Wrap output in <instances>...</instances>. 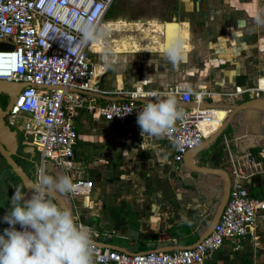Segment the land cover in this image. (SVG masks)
Returning a JSON list of instances; mask_svg holds the SVG:
<instances>
[{
    "label": "crops",
    "instance_id": "obj_1",
    "mask_svg": "<svg viewBox=\"0 0 264 264\" xmlns=\"http://www.w3.org/2000/svg\"><path fill=\"white\" fill-rule=\"evenodd\" d=\"M208 2L211 6L230 4L231 7L236 0H198L195 4L203 7ZM183 4L185 10L191 11L194 3L184 0ZM257 10L264 14V5ZM206 24L216 28L211 36H203L196 30L193 32L190 22L176 24L178 37L184 40L187 53V59L177 66L166 59L167 38L164 42L163 39H129L131 35L123 37V48L115 44L111 49L112 53H122L121 85L118 76L113 82L102 75L99 86L108 93H85L88 104L101 105L113 99L109 92L118 88L123 91L138 88L162 91L174 84L185 90L186 86H191V90H201L202 106L217 108L205 112L209 118L206 120L216 122L221 119L216 130L203 139L200 149L191 157L192 164L206 168L197 171L187 167L184 157L177 163L173 161V152L166 146L163 136L148 137L146 145L142 144L137 119L118 124L95 119L85 108L77 111L73 120L77 127L76 167L66 171L65 175L91 180L92 188L88 193L75 196L54 193L63 199L78 225L91 229L93 240L101 246H120L136 252L126 248V244L145 246L143 251L163 247L174 250L194 245L216 221L227 185L231 183L229 151L233 157L248 154L260 162L259 168L252 169L253 174L245 180V186L253 197L262 193L264 155L257 150L263 147L239 151L230 145L229 150L224 148L226 156L213 151H206L202 156L199 154L217 132L216 138L225 130L229 135L231 107L255 97L258 86L263 89L264 26L256 25L254 17L247 19V26L242 28L245 31L236 30L233 20H228L221 28H218L216 19L208 18ZM226 29L230 33L225 34ZM239 32L241 36H238ZM159 35L162 38L163 33ZM170 36L171 42L174 36ZM260 89L258 91H262ZM189 104L193 105V102ZM229 139L224 134L223 144L224 141L229 143ZM46 172L54 177L64 173L55 167ZM6 179L13 189L8 185L5 189L2 187L0 234L9 227L2 218L9 210L15 187L20 186L13 178L8 176ZM49 196L59 206L58 201ZM255 224V240L246 235L237 244L224 241L205 256L203 264H264V210L257 213ZM129 227L139 231L137 240L124 239L122 231Z\"/></svg>",
    "mask_w": 264,
    "mask_h": 264
},
{
    "label": "built area",
    "instance_id": "obj_2",
    "mask_svg": "<svg viewBox=\"0 0 264 264\" xmlns=\"http://www.w3.org/2000/svg\"><path fill=\"white\" fill-rule=\"evenodd\" d=\"M113 1L0 0V41L12 45L11 50H0V80L25 83L3 120L8 119L7 125L13 126L15 118L21 119V144L34 146L39 154L36 180L42 166L46 171L47 163L62 170L63 175L76 167L77 131L73 120L82 108L95 119L122 124L137 119V111L147 102L175 95L185 118L163 136L175 163L182 160L186 151L200 146L220 124L221 119L206 120L205 112L217 108L202 106L201 93L186 94L178 84L162 91L118 88L109 92L114 98L104 104H88L85 93H108L99 86V78L106 69L92 61L96 42L77 43L79 27L90 21L98 28ZM65 36L73 38L72 46ZM97 72L100 73L96 75ZM258 90L255 96L264 95V89ZM178 139L182 141L181 148L174 144ZM224 146L229 150V143L224 141ZM259 154L264 155V149ZM229 156L232 179L228 197L211 231L201 240L181 249L130 253L93 240L94 264H203L205 256L224 241L237 244L246 235L255 240L256 215L264 210V187L261 195L253 197L245 180L253 174L252 169L259 168L260 162L248 154L233 157L229 151ZM73 182L77 190L70 196L88 193L92 188L88 179L75 178Z\"/></svg>",
    "mask_w": 264,
    "mask_h": 264
},
{
    "label": "clouds",
    "instance_id": "obj_3",
    "mask_svg": "<svg viewBox=\"0 0 264 264\" xmlns=\"http://www.w3.org/2000/svg\"><path fill=\"white\" fill-rule=\"evenodd\" d=\"M258 26H264V14L254 17ZM78 44L92 43L105 35L93 23L85 22L79 27ZM72 46L71 36L63 37ZM114 55L106 49L101 59L111 65L109 57ZM166 59L177 66L187 59L184 40L174 39L165 49ZM191 86H186V94ZM185 118V112L178 106L173 94L163 99L147 102L137 111V124L141 129L143 143L148 137H162L172 129L178 120ZM174 144L181 148L182 141ZM71 175L54 177L44 171L37 175L31 198H26L20 186L15 187L10 198V207L3 222L9 227L0 234V264H94L96 250L90 228L78 225L73 213L58 206L50 193L70 194L77 190ZM19 225L18 229L16 226Z\"/></svg>",
    "mask_w": 264,
    "mask_h": 264
},
{
    "label": "rangeland",
    "instance_id": "obj_4",
    "mask_svg": "<svg viewBox=\"0 0 264 264\" xmlns=\"http://www.w3.org/2000/svg\"><path fill=\"white\" fill-rule=\"evenodd\" d=\"M183 1L184 0L182 1L181 0H114L102 22L124 21L130 24L127 25V27L121 26L122 28L121 31L119 30L111 31L110 34L111 36H113V38L109 37L107 40L95 41L98 44L97 46H95V48L98 50H102V51L103 50L105 51L106 49L111 50L115 48V47H112V45L115 46V44L116 45L119 44V46H122L123 37H126L127 35H134L135 37H139L140 31L137 29L138 26L132 25V23L139 22L142 24V23H148V22H156V23L162 24L164 21H169L172 18H175L177 22H183V21L190 22V24H192L193 32H195L196 30L203 36H206V35L211 36L214 30H216V28L211 27L210 25L206 24V21L208 20V18H210V20L216 19L217 24H219L218 28H221V27H225V23H227L228 20L235 21L237 16L245 17L247 19L255 17L258 14L257 9L259 7H263L264 5V0H236V3H233V6L231 7H230V4H224V3H223L224 4L223 6H220V4H212L211 6L209 2L203 5V7H200V6L198 7V5L195 4L196 1L198 2V0H192L195 2H193L194 4H193L192 10L189 11V10H185L186 6H184L185 4H183ZM253 3L254 5H252ZM236 8L237 10H235ZM188 24L189 23H187V26ZM241 26L240 27L235 26V29L245 31V29H242ZM187 29H188V38H187L188 40L189 39V26L187 27ZM225 32H226L225 34L230 33L228 29H226ZM237 34H239L238 36H241L242 33L239 32ZM121 48H123V46ZM189 49L190 48L188 45V50ZM102 54L103 53L92 54V61L97 64L105 66L106 70L103 75H105L106 80H110L114 82L118 76V83L120 86L121 81H122V53H119V54L113 53L114 55H111L109 57L111 61L110 66H106L105 62L101 59ZM106 80L104 79V81ZM191 91L194 94L201 93V90L197 88H194ZM0 101H1L0 102L1 106L4 109L7 106L8 96L5 93H0ZM3 121L5 124L8 123V119L6 118ZM20 125H21V119L15 118L13 120V126L11 127L15 132L20 148H22L23 147V145L21 144L22 131L19 130ZM227 133H228L227 130H225V132H223L215 140L210 142L206 148H203V150H201L199 155L202 156L206 151L208 152L213 151V152L226 156V151L224 149L225 146L223 144V135L226 134L228 138H230ZM229 141H230L229 143H231V138L229 139ZM79 147L80 146L76 148H79ZM34 158H35L36 163H38L39 154L37 151H36V155ZM16 160L22 165L24 171L32 179H34V170H35L34 166L26 161L24 162L23 159L20 158L19 156L16 157ZM0 167L4 169L6 168L5 171H9V168L7 167V165L1 158H0ZM13 179L19 183L21 188H23L19 179H17L15 176H13ZM6 186H7L6 183L3 184L1 182L0 184V198L1 199H2V190H3L2 187L5 188ZM5 205L9 206L6 202H5ZM1 209L2 208L0 207V210ZM126 248L137 252L141 250L143 251V248H145V246H139V245L130 246L126 244Z\"/></svg>",
    "mask_w": 264,
    "mask_h": 264
},
{
    "label": "water",
    "instance_id": "obj_5",
    "mask_svg": "<svg viewBox=\"0 0 264 264\" xmlns=\"http://www.w3.org/2000/svg\"><path fill=\"white\" fill-rule=\"evenodd\" d=\"M177 23L178 22L175 20V18L163 22L164 29H163L162 39L164 40V42L166 39V25L169 24L176 25ZM11 49H12L11 44L0 41V50H11ZM24 84L25 83L22 82H11L6 80H0V93H5L8 96L7 106L4 109H2L0 106V156L2 160L5 162V164L8 166L10 173L11 174L13 173L14 175L13 174L12 175L17 177L21 182L23 186L22 191L25 193L26 198H31L32 189L36 182L37 168L40 164V161L36 163L34 158L36 155V149L34 146H23L22 148H20L14 130L10 125L5 124L3 121V117L8 113L11 104L13 103L19 90L21 89V87L24 86ZM230 118H231V120H229L230 121L229 123H231L230 125L231 131H229V136L231 138V143H229L230 145L236 146V148L239 151H244L245 149L248 148L253 150L260 147L264 148V95L262 93L253 98L245 100L237 105H233L230 111ZM250 120H252V122H250ZM225 126L226 123L222 126V128H224ZM217 134H215L210 141H213L216 138ZM199 147L201 146L186 151L183 157L186 160L187 167H189L190 169H195L197 171H203L206 168L194 165L191 162V157L193 153L197 149H200ZM18 156L22 158L24 162L26 161L34 166L35 168L34 179H32L24 171L23 167L15 160L16 157ZM51 168L52 167L50 163H47L45 165V169L47 171H50ZM1 182L3 184L6 183L11 189H13L11 184L8 183V179H6L5 176H0V183ZM228 192H229V183L227 185L226 196L222 202L219 215L227 200ZM49 195H52L58 201L59 206L68 209L63 199L59 195L55 194L54 192L50 193ZM213 225L207 229V231L203 234L200 240L211 231ZM122 232L124 233L123 236L124 239L137 240L139 238V231L131 227L123 229ZM110 247L117 249L119 251H124L128 253L131 252L125 249L124 247H120V246L111 245ZM166 250L168 249L163 247V248L147 250V251H166Z\"/></svg>",
    "mask_w": 264,
    "mask_h": 264
},
{
    "label": "bare ground",
    "instance_id": "obj_6",
    "mask_svg": "<svg viewBox=\"0 0 264 264\" xmlns=\"http://www.w3.org/2000/svg\"><path fill=\"white\" fill-rule=\"evenodd\" d=\"M129 24L130 23H127L124 21H119V22L118 21H106V22H102L98 27H99V29H102L104 31L105 35L103 36L102 39H105L107 37L113 38V36H111V34H110L111 31H115V30L121 31V29H122L121 26L127 27V25H129ZM132 25L138 26L137 29L140 31V35H139V37H135L134 35L128 36L129 39L132 38L134 40H149V41L154 40V39H161L162 40L159 33L160 32L163 33V29H164L163 24H159L156 22H148V23H142L141 24L139 22H136V23H132ZM169 25H166V32H167V37H166L167 39L166 40H168L167 45L171 44V42H172V41L170 42L168 39V35L170 36V31H171L170 37L172 38V36H174L173 40L178 37V34H177L178 26L175 25V26L171 27ZM132 30H134V29H132ZM152 33H154V34H152ZM122 37H120V38H122Z\"/></svg>",
    "mask_w": 264,
    "mask_h": 264
},
{
    "label": "flooded vegetation",
    "instance_id": "obj_7",
    "mask_svg": "<svg viewBox=\"0 0 264 264\" xmlns=\"http://www.w3.org/2000/svg\"><path fill=\"white\" fill-rule=\"evenodd\" d=\"M194 2V1H193ZM237 10V8L235 9ZM235 23H236V26L240 27L242 24V28H245L247 26V18L245 17H239L237 16L236 19H235ZM242 23V24H241ZM1 102V101H0ZM0 106H1V103H0ZM2 108V106H1ZM3 109V108H2ZM16 160V159H15ZM17 161V160H16ZM18 162V161H17ZM19 163V162H18ZM20 164V163H19ZM21 165V164H20ZM22 166V165H21ZM0 176H6V177H10V179L13 178V175L9 172V171H5L4 168L0 167Z\"/></svg>",
    "mask_w": 264,
    "mask_h": 264
},
{
    "label": "trees",
    "instance_id": "obj_8",
    "mask_svg": "<svg viewBox=\"0 0 264 264\" xmlns=\"http://www.w3.org/2000/svg\"><path fill=\"white\" fill-rule=\"evenodd\" d=\"M0 158H1V156H0ZM2 159V158H1ZM8 167V166H7ZM13 174V173H12ZM14 175V174H13ZM17 178V177H16ZM18 179V178H17Z\"/></svg>",
    "mask_w": 264,
    "mask_h": 264
}]
</instances>
